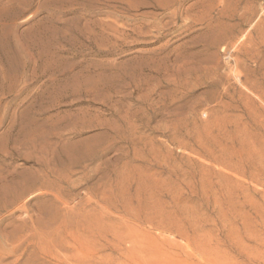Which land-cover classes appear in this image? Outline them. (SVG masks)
Masks as SVG:
<instances>
[{
    "label": "rangeland",
    "instance_id": "1",
    "mask_svg": "<svg viewBox=\"0 0 264 264\" xmlns=\"http://www.w3.org/2000/svg\"><path fill=\"white\" fill-rule=\"evenodd\" d=\"M203 257L264 264V0H0V264Z\"/></svg>",
    "mask_w": 264,
    "mask_h": 264
},
{
    "label": "bare ground",
    "instance_id": "2",
    "mask_svg": "<svg viewBox=\"0 0 264 264\" xmlns=\"http://www.w3.org/2000/svg\"><path fill=\"white\" fill-rule=\"evenodd\" d=\"M188 256H191V255H188ZM205 257V256H204ZM203 257V258H204ZM170 260H171V258H170ZM204 260H205V262L207 263V264H220L219 262H216V261H214V259H211V258H204ZM172 261L174 262V260L172 259Z\"/></svg>",
    "mask_w": 264,
    "mask_h": 264
}]
</instances>
